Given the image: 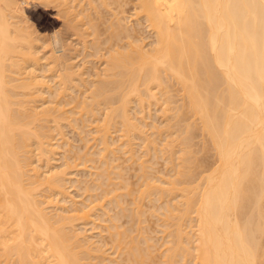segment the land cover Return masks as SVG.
I'll list each match as a JSON object with an SVG mask.
<instances>
[{"label": "bare ground", "instance_id": "1", "mask_svg": "<svg viewBox=\"0 0 264 264\" xmlns=\"http://www.w3.org/2000/svg\"><path fill=\"white\" fill-rule=\"evenodd\" d=\"M44 2L46 4H55L56 8L59 9L58 14H61L66 19L65 23L66 25L68 23L69 29H74L72 32L75 31L74 34L77 32V36L79 33L81 38L78 36V39H82V41L80 39L79 41L82 42V47L85 46V48L81 47L82 49L90 48L92 41H89V38L95 34L94 37H91L93 38L94 46V48L91 46L94 51L92 55L99 53L96 57L98 55L105 56L106 59L98 56L105 59V66L102 65V68H104L101 69L102 72L99 70L100 68L98 69L99 73H97V70L95 71L96 77L94 73L95 79L92 78L94 79L92 83L90 80L89 82L87 81L88 84L91 83L88 87V85L84 84L83 65L75 69L76 63L74 64V61L70 63L71 57L69 56V59L67 56V51H69L67 43H64L63 38L61 39L60 37L51 39L52 48L51 50L49 49L51 51V55H49L51 60H47L48 62L45 65L48 66V69L46 68L45 71L55 72L56 78H53L57 79V81L54 88L57 87V89H53L46 84L48 82L43 81V78L38 75L39 73L37 74V71L40 70L39 64H41L38 61L43 58L39 57L41 55H36L38 50H36L35 45L39 43L35 44L37 38L35 39L32 36L35 31L33 33L28 31L27 23L25 22L27 20L24 21L26 27L24 25L21 26V22L25 18L23 16L24 18L22 19L21 12L24 11L21 10L15 0H0V264H264V0H44ZM128 2L132 4L134 10L132 15L137 18L134 26H132L133 24H128L129 18L127 16L122 15V12H126L125 9L126 5L129 4ZM108 14L110 18L105 17ZM103 17L106 18L108 26ZM18 18L22 21L20 22ZM143 25H145V28ZM67 26L64 27L68 29ZM101 27L102 29L105 28L101 30ZM141 29H147L151 33V37H153L148 47H146L147 44H142L145 39H143V34L140 35L144 31ZM139 30L142 32L138 33ZM100 36L102 39H100ZM139 37H142V39ZM95 39L97 41L100 40L101 43L100 41L98 43ZM88 42H91L89 46ZM32 51H34L33 54ZM77 51L79 52L78 48L75 51L78 54ZM88 55H91V53H88ZM42 72H44V67ZM78 81L84 82L82 84L87 87L84 86L86 89L83 88L86 92L82 90V97L75 94L73 99L69 98L71 89L74 91V88H78V85H80L77 84ZM175 86H178V89H175ZM42 87L48 88L50 95L52 94L53 100L51 102L55 103L58 101V107L54 104V106L52 105L53 107L50 106L52 103L47 107L49 101L46 104L43 103V105H46L42 106L43 108H39L38 104L34 103L36 100L38 103L43 100L42 96L39 95L43 94L41 91L47 93V90L45 91V88L43 89ZM88 88H92L90 89L91 91ZM59 89L65 91H62L65 93L63 96H68L67 100L69 103L67 105V100H64L66 97L63 99L66 102L61 100L63 93L59 95L61 93ZM87 92H89V95L86 94ZM180 92L181 94H179ZM53 94L59 95V100ZM176 94L179 95L177 96ZM23 95L27 97L24 98ZM83 95L85 96L83 97ZM19 96L20 99L18 98ZM39 96H41L42 100ZM77 96H80L79 99L83 98L77 101H81V104L86 99L82 104L84 106L87 103V98L90 104V98L91 100L93 99L92 103H94L91 104L92 106L97 104L96 107L91 106L90 110V106L86 105L87 107L85 108L88 109L87 111L90 114L96 115L97 112L95 110L99 111L101 105L104 107V110H102L104 111L103 120H100L102 119L101 111L98 121L96 120L95 122L99 124L101 121V123L105 122L107 125L101 124L102 126L104 125L103 128L97 125L95 131L92 130L99 135L97 140L101 141V143L99 142L101 144L99 145L103 147L100 148L101 152L103 149L114 153L113 151L116 149L121 150L125 147V143L118 145L115 144L114 138L110 139L109 128H112L113 125H115V128L120 127L117 130L124 132V134L121 133L122 136L130 133V135L136 133L142 136L143 127L145 126L142 125V122L137 121L140 117L133 116L131 112L135 103L136 106L141 107V115L144 108H146V104L148 107H151L152 104L157 106L161 98L163 105L165 104L164 108L161 107V103L159 105L163 112L168 114L171 111L169 118H173L170 120L175 119V124L177 123L180 128L184 127L183 130L179 127L178 129L175 128L178 131L176 132L175 130L174 133H177V135L183 133V135L179 134L176 136V139L180 137L177 140L172 137L173 140L171 141V133L168 129L169 127L171 130V122V127L167 126V128L162 130H156L155 135H160L159 138L164 137V134L165 138L170 137L168 141L170 146L168 143L165 144L167 142L165 139H162V141L165 140L164 142L161 141L162 145L165 144V146L163 148L158 147L157 143L155 147L156 143L154 142L157 137L150 138L154 134L148 135L152 140L155 138L154 141L147 138L144 141L146 143L149 141L146 144V150H151V153H154V151L152 152V149H154L157 154L159 148L160 152H166V154L169 152L166 156H168L170 161L167 162H171V166L176 163L177 167H175L176 169L174 168L175 170L173 169L175 172H172L174 175L170 180L162 179V182L159 181L160 183L154 182L158 178L154 180L153 177L151 178V174L146 177V171L145 174L142 173L145 176L142 182H146L145 185H142V188L145 186V190L141 189L143 191L141 193L142 199L143 195H147L150 198L151 195L155 196V194H159L158 196L161 200H165L166 197L168 198L175 193V198L179 194L182 197H180L182 202L179 204L182 207L178 206L179 202H176L177 204L172 202L174 201L173 196L170 197L171 200H169L170 198L166 200L172 203L166 202L168 203V205L165 204L166 207L164 204L160 205L163 208L161 210L163 211L162 214L165 213L163 217L165 221H163H167L166 224L163 222L166 226L163 223L162 225L168 228L170 226V228H164L166 231L168 230L165 232V234L167 233L166 235L163 234L164 238H167L163 245L165 248L160 250V252L158 251V254H156L157 252L154 254L153 251L158 246L156 245L157 247L152 248L153 245L149 242L150 238L148 236H144V240V237L141 236L143 234L140 235L139 232L141 231L136 230L137 228L134 229L138 231V234L131 236L128 232H132L133 230L131 231L130 228L133 229V227L125 226L130 230L126 228L124 230V226L120 228L119 226L122 224L117 225L118 223L115 227V223L112 225L114 229L111 226L109 227L111 230L109 232V242L111 244L109 249L104 250L101 248L102 246H99L100 243L98 244L99 247L96 246L95 242L86 234L82 236L83 234L75 226V221L87 220L89 216H92V213H90L92 209L90 210L88 206H78V208L75 207L72 210L70 206L72 211L68 212L69 205L64 203L66 206L63 204V206H60L58 205L60 204L59 201H53L55 194L64 195L67 193L64 184L68 170L66 167L65 170L47 166L46 171H41L43 167L34 162L33 155L38 150L39 153L37 152V154L41 155L40 158L45 157L48 161L50 154L56 152L55 149L57 150V147L51 143L53 136L54 139L56 138L52 134L54 133L52 130L53 124L58 123L59 128V123L61 122L62 126L60 127L62 128L64 126L63 122H65L62 120L67 119L68 121L69 119L72 125L76 122L77 127L79 126L78 124L84 121L86 125V119H83L84 121L82 122L81 118H86L88 112L81 108L80 103L76 102ZM174 97L177 99H174ZM60 100L62 103H60ZM74 100L76 103L73 102ZM72 102L75 104L71 108L73 110L75 108V111L70 110V107H68L70 109H66ZM172 103L176 106L170 107ZM61 105L62 107H60ZM67 110L71 111V115L72 113L74 114V116L72 115L73 120H71L70 111L68 112ZM76 110H83L82 112L84 113L86 111V115L83 116L84 113L81 112L79 113L82 115L78 114ZM92 114L87 116V118H90ZM76 115L79 118L82 116L80 122ZM193 116L198 117V120ZM93 117L94 120L95 117L97 118V116ZM143 118L139 120L143 121ZM190 118H194V123L196 122L197 126L193 122L190 125ZM89 120L91 119H88L86 126L91 124L92 121L89 122ZM51 121L52 123H50ZM71 121L74 122L72 123ZM184 121L186 124L181 126L180 123L184 124ZM188 121H190V124L187 125ZM38 124L39 127L37 129ZM147 124L144 125L147 126ZM177 124L173 126L175 127ZM49 125H51V128ZM33 126L36 129H33ZM74 127L77 128L75 125ZM174 127L172 128L174 129ZM194 128L196 130L193 131ZM197 128H200L201 132L203 131V133L200 132L201 134L204 135L205 133L210 137L212 147H214L216 153V156H214L217 157L214 165L212 163V165L207 167L206 164L208 163L204 164L206 168H203L201 161L197 162L195 157L196 162L194 161V153L190 155L192 147H189L192 144L195 145L192 139H196L194 136L197 135L199 130ZM81 129L77 130L81 131ZM83 132L85 131L81 133L83 134ZM59 133L62 134L63 132L59 131ZM59 133L58 137H60ZM111 136H113L112 133ZM143 136L145 135L143 134ZM85 138L87 137L83 139ZM61 139L59 141L56 140V142L61 143ZM189 142L192 144L188 147ZM86 143L84 142L82 147L84 145L87 147ZM33 144L37 145L36 149H33ZM63 144L65 145V143ZM99 145L98 147L96 145V147L99 148ZM115 145L117 146L116 149L114 148ZM159 145L161 146V144ZM175 145L176 148L179 147L181 149L177 151L174 148ZM166 146L170 149L166 150ZM70 147H72L71 143ZM77 147L80 146L78 145ZM87 149L91 148L88 147ZM86 150L85 153L83 152L84 154L82 153L83 150L79 152V155L86 156L89 159L88 162L93 161L94 158L91 159L88 156L90 153L86 152ZM102 153L101 155H103ZM176 153L179 155L177 156ZM196 153L198 152L196 151ZM38 155L36 158H38ZM77 155L78 153L76 157H78ZM173 156L174 158L177 157L175 158L176 160L173 159ZM79 157V160L82 159V165L85 161L84 164L86 166L87 160H84L85 158L82 156ZM191 157L194 166L192 162H189ZM40 158L38 161L43 160ZM106 160L104 159V161ZM144 161H141L140 166L142 169L146 167V161ZM172 161L173 163L175 161V163L173 164ZM196 163L200 165L201 169L203 168L202 170L200 169L201 171L198 170L199 172L196 169L198 167ZM189 168L193 172L196 170L194 175H192L193 172L191 171V173ZM108 170L111 172L109 168ZM202 171L206 172V174L203 173V175L199 176ZM197 173L200 174L198 175ZM110 175L108 173L104 177ZM187 175H191L193 179L190 177L188 178L189 181L185 179L186 185V182L190 184L192 181L196 182V178L201 177L200 181L198 178L200 183L197 181L194 186L195 188L199 184V188L197 187L199 190L196 188V190L192 189L193 186L191 188L179 187L181 188L180 192L178 184L182 182L183 185V177L187 178ZM114 176L116 177L115 174ZM102 177L103 175H101V180ZM148 178L154 181H150ZM104 180L105 178L102 181ZM178 180L180 182H177ZM106 181L108 182V179ZM100 183L102 189L110 186L109 183L103 187V183ZM114 186H117V184ZM139 187L141 188V185ZM108 189L110 190V188ZM177 189L180 193H177ZM45 190L50 193L44 194ZM109 190H107V196L109 195ZM112 190L109 192L110 194ZM52 194H54L53 199H51ZM98 197L100 196L98 195ZM94 199H97V197ZM181 199L179 200L181 201ZM121 201L123 202V200ZM56 202L58 203L56 204ZM64 202L67 203V201ZM90 206L92 208L91 204ZM126 207L124 205V208L122 207L123 210ZM155 208L157 212L160 207ZM127 210L129 211V208ZM133 210L135 209L133 208ZM73 211L74 214H72ZM126 211L125 214H127ZM75 212L78 213L75 214ZM128 215L126 216L129 217ZM132 215L134 217L137 216L135 211ZM134 217H132L133 221ZM130 223L133 224V222ZM129 236H131L130 239ZM127 237L128 239L126 240ZM152 238L151 241H154ZM141 239L148 246H142ZM146 240L147 242L145 243ZM93 244L94 247L92 246ZM159 247L161 248L162 246ZM101 249H103L102 254L99 252ZM94 251H98L97 255H100H95L97 252L95 253Z\"/></svg>", "mask_w": 264, "mask_h": 264}, {"label": "rangeland", "instance_id": "2", "mask_svg": "<svg viewBox=\"0 0 264 264\" xmlns=\"http://www.w3.org/2000/svg\"><path fill=\"white\" fill-rule=\"evenodd\" d=\"M14 1V0H13ZM15 2L20 6V8H21V10H23L24 12H21L22 13V19L24 18V20L22 21L20 18H18V20L21 22V26H23L24 25V21L25 20H27V21H25L26 23H27V29H28V31H30V32H34L33 33V35L32 36H34V38L36 39L37 38V41H35V44L36 43H39L38 45L36 44L35 46V48H36V50H38L37 52L39 53H37L36 55H41V56H39V57H41V58H43V59H40L38 62L40 63L41 62V64H39V66H40V70H38L37 71V74L39 75V76H41V78H43V81H46V82H48V83H46L47 85H49V86H51L53 89H57V87H55L54 88V86H56L55 85V83H56V81H57V79H55L56 77H55V72H54V74H53V72L51 71H45L46 70V68L48 67L47 65H45L48 61L47 60H51V57L49 56V55H51V39H55L56 37H60L63 41H64V43H67L66 45H67V48L69 49V51L71 52V49H72V52L70 53L69 51H67V56H68V58L70 59V57H71V59L73 58V60H71L70 59V63H71V61L73 62L74 61V64L76 65V68L75 69H78V67L79 66H82V67H84V70H82L83 71V73H84V75H83V77L85 78V83L83 82V81H78L77 82V84H80V85H78V88H79V90H77L78 88L76 87V88H74L75 90L74 91H72L73 89H71V91H70V97L69 98H72L73 99V95H80L81 96V94L83 93L82 92V90H84L83 88H85L87 85H88V87L90 86V84L92 83V80H94L95 79V77H96V73H95V71L97 70V73H99L100 71H101V69H104V68H102L103 66L102 65H104L105 64V56L103 57L102 55L100 56V55H98V56H100V57H103V58H105V59H103V58H99L98 56L96 57V55L97 54H99V53H95L96 55H92V52L94 53V51L92 50V48H91V46L94 48V46H93V38H91V37H94L95 36V34H93V36L91 35V37L89 38V36H88V38H89V41H92V43L91 42H88V46H89V43H91L90 44V48L89 47H87L86 49H82V48H85V46L84 47H82L83 46V44H81L82 42H80V41H82V39H80L81 37L79 36V33H78V36L80 37L79 39H80V41H79V39H78V36L76 35L77 34V32H76V34H74V32H72L74 29H72V30H70L69 29V27L67 26L68 25V23H67V25H66V19L65 18H63L62 16H61V14H58L59 13V9L58 8H56V5L55 4H53V3H49V4H46V2H44V0H15ZM129 3V2H128ZM129 4H131V3H129ZM129 4H127L126 5V9H125V11L126 12H122L123 14V16H127L128 18V24H133L132 26H134V24H136L135 22L137 21L136 19V17H135V15H132V14H134L133 12H134V10H133V7H132V4H131V6H129ZM129 6V7H128ZM128 7V8H127ZM24 8V9H23ZM124 8H125V6H124ZM132 8V9H131ZM128 9V10H127ZM131 9V10H130ZM92 12V11H91ZM24 13V14H23ZM106 13V12H105ZM108 13V12H107ZM131 13V14H130ZM59 15V16H58ZM94 15V14H93ZM104 15V14H103ZM102 15V16H103ZM24 16V17H23ZM27 17V18H26ZM95 17V16H94ZM105 17H108V18H110V15L108 14L107 16L105 15ZM105 17H103L105 20H106V18ZM61 18V19H60ZM135 18V19H134ZM18 20H16V21H18ZM135 20V21H134ZM64 21V22H63ZM127 21V20H126ZM97 22V21H96ZM105 22V21H104ZM104 22H102L103 24H105ZM132 22H134V23H132ZM25 23V24H26ZM64 23V24H63ZM100 23H101V21H100ZM106 24H107V20H106ZM99 25V24H98ZM25 25H24V27H26ZM31 26V27H30ZM67 26L68 27V29H66L65 27ZM101 26V25H100ZM103 26H105V25H103ZM107 26H108V24H107ZM131 26V25H130ZM144 26V28H145V25H143ZM30 27V28H29ZM141 27V26H140ZM140 27H138V28H140ZM64 28H65V30H64ZM100 28V27H99ZM98 28V29H99ZM105 28V27H104ZM103 28V29H104ZM143 28V27H142ZM26 29V30H27ZM34 29V30H33ZM59 29V30H58ZM63 29V30H62ZM88 29H89V31L91 30L89 27H88ZM102 29V27H101V30H103ZM141 30H144V29H141ZM146 30V31H145ZM144 31H143V33H140V32H142V31H140L139 30V32L138 33H140V35L141 34H143L142 36H143V39H145L144 40V42L142 43L143 45H145V44H147V46L146 47H148V45H149V43L152 41V39H153V37H151V33L147 30V29H145ZM88 31V32H89ZM100 31V30H99ZM68 32H70V33H68ZM91 32V31H90ZM93 32V31H92ZM59 33V34H58ZM95 33H97V32H95ZM137 33V34H138ZM56 34V35H55ZM65 35V36H64ZM55 36V37H54ZM64 36V37H63ZM98 36V35H97ZM102 36V35H101ZM101 36H100V39H102L101 38ZM105 36V35H104ZM138 36H139V34H138ZM149 36V37H148ZM52 37V38H51ZM83 37V36H82ZM103 37V36H102ZM145 37V38H144ZM42 38V39H41ZM139 38H141L142 39V37H139ZM84 39V38H83ZM87 39V38H86ZM140 39V40H141ZM38 40H39V42H38ZM96 40V39H95ZM139 40V41H140ZM68 41V42H67ZM78 41V42H77ZM97 41V40H96ZM98 41H100V40H98ZM97 41V42H98ZM41 42V43H40ZM80 42V43H79ZM95 42V41H94ZM141 42H142V40H141ZM96 43V42H95ZM99 43V42H98ZM100 43H101V41H100ZM68 44H70V45H68ZM81 44V45H80ZM87 44V43H86ZM46 45V46H45ZM49 45V46H48ZM87 46V45H86ZM45 47V48H44ZM71 47V48H70ZM78 48L79 49V52H78V54L75 52L76 51V48ZM82 47V48H81ZM35 48H33L34 50H35ZM75 48V49H74ZM32 49V50H33ZM50 49V50H49ZM84 50V51H83ZM86 50V51H85ZM95 50V49H94ZM74 51V52H73ZM28 52H31V51H28ZM49 52V53H48ZM84 52V53H83ZM34 53V51H32V54ZM73 53V54H72ZM76 53V54H75ZM80 53V54H79ZM88 53H91V55H88ZM102 54V53H101ZM72 55V56H71ZM76 55V56H75ZM86 55H87V57H86ZM70 56V57H69ZM75 56V57H74ZM88 56H89V58H88ZM93 56V57H92ZM48 59H47V58ZM90 57H92V58H90ZM67 58V59H68ZM85 59H86V61H85ZM49 60V61H50ZM89 61H91V62H89ZM87 62V63H86ZM103 62V63H102ZM50 63V62H49ZM86 64V66L88 67H86L85 66V64ZM73 64V63H72ZM80 64V65H79ZM105 66V65H104ZM43 67H44V72H42L43 71ZM81 67V68H82ZM92 67V68H91ZM42 68V69H41ZM97 68V69H96ZM100 68V69H99ZM48 69V68H47ZM95 69V70H94ZM100 71H99V70ZM40 71V72H39ZM91 72L92 73V75H91V73H87V72ZM94 71V72H93ZM99 71V72H98ZM46 72V73H45ZM49 72V73H48ZM102 72V71H101ZM85 73H86V75H85ZM95 73V74H94ZM54 76H53V75ZM57 74V73H56ZM95 75V77H94V75ZM23 77H24V75H22ZM42 76H44V77H42ZM53 77H55V78H53ZM92 78H94V79H92ZM45 79V80H44ZM88 79V80H87ZM55 80V81H54ZM89 80L91 81V83L90 84H88L87 83V81L89 82ZM79 82H81V83H79ZM82 82L86 85H83L82 84ZM87 83V84H86ZM82 84V85H81ZM47 85H45V86H47ZM85 86V87H84ZM48 87V86H47ZM178 86H175V89L177 88ZM43 89L45 88V91L47 92V93H44V91H41V93H43V94H39V95H41L42 96V98H43V100H42V98H41V96H39L40 98H41V100L42 101H39V103H38V101L36 100V102H34L35 104H38L37 106H39V108H43L42 106H46L45 104L47 103V107L53 102H51V100H53L52 99V94L50 95V93H49V91H48V88H46V87H42ZM62 88V87H61ZM87 88V87H86ZM85 88V89H86ZM63 89V88H62ZM62 89H59V92H61V93H59V95L60 94H62L63 92H65V91H63ZM89 89V88H88ZM90 89H92V88H90ZM89 89V90H90ZM178 89V88H177ZM40 90H42V89H40ZM89 90H87V91H89ZM63 91V92H62ZM85 91V90H84ZM91 91V90H90ZM89 91V92H90ZM176 91H178V90H176ZM175 91V92H176ZM72 92V93H71ZM81 92V93H80ZM86 92V91H85ZM89 92H87L86 94L87 95H89ZM175 92H173V93H175ZM49 93V94H48ZM178 93V92H177ZM65 93H63L61 96H63ZM72 94V95H71ZM179 94H181V92L179 93ZM179 94H176L177 96L179 95ZM53 95H55V94H53ZM58 95V96H59ZM172 95H174V94H172ZM44 96V97H43ZM56 96V95H55ZM58 96H56L57 98H58ZM80 96L78 97L77 96V98L78 99H76V102L77 101H79V100H82V99H79L80 98ZM85 95H83V97H84ZM176 96V97H177ZM23 97L25 98V97H27V96H24L23 95ZM29 98H31L30 96H28ZM56 97H54L55 99H57ZM60 97V96H59ZM66 97V99H64ZM75 98H76V96H74ZM82 97V96H81ZM176 97H174V99L176 98ZM19 99H20V96L18 97ZM22 98V97H21ZM67 98H68V96L66 95V96H63V98L61 99V100H67ZM178 98V97H177ZM176 98V99H177ZM44 100H46L45 102H44ZM57 100H59V98L57 99ZM60 100V101H61ZM63 100V102H66V101H64ZM86 99H84V101H85ZM89 99L87 98V103L89 102L88 101ZM55 101V100H54ZM72 101V100H71ZM70 101V102H71ZM84 101L82 102V104L84 103ZM90 101H91V104H93L92 103V101H93V99L91 100V98H90ZM73 102H75V100L73 101ZM72 102V103H73ZM75 102V103H76ZM41 103V104H40ZM43 103H45L44 105H43ZM55 103H57V104H55ZM55 103H52L50 106H52L53 104L54 105H56L57 107L59 106L58 105V101H56ZM60 103H62V101L60 102ZM69 103V101L67 100V102H66V105ZM72 103H70V104H72ZM75 103H73L72 105H70L69 104V106H67L66 107V105H65V107H66V109H70ZM78 104L80 103L81 104V101L80 102H77ZM86 103V102H85ZM86 103V105H88V107H89V110L92 108V107H96V102H95V104L96 105H94V106H92L90 103H88L87 104ZM160 103H161V107L162 108H164L165 106V104L163 105V100L160 98ZM160 103H159V105H160ZM179 103H180V101H179ZM65 104V103H64ZM81 104V108L83 109L84 108V110H88V109H86L85 107H87L86 105L84 106V105H82ZM90 104V105H89ZM176 104V103H175ZM41 105V106H40ZM53 105V106H54ZM155 105V104H154ZM159 105H157V106H153V104H152V106H153V108H152V106L151 107H148V105L146 104V108H144V111H145V113H144V111H143V113H141V115H140V108L141 107H139V106H136V103L133 105V108H132V110H134V111H132L131 110V112H132V114H133V116H135V117H140L139 119H141V118H143L142 120L143 121H141V120H137L138 122H142V125L143 126H145V127H143V134L145 135V136H143V134H142V136L141 135H139V134H132V135H127L126 134V136H122V134L121 133H123L124 134V132L122 131H118L117 130V128L119 127L118 125V127L117 128H115L114 126L115 125H113L112 126V128H109L110 130V134H109V136L111 137L110 139H112V138H114V140L116 141V143L115 144H122V143H125V147H123V149H121V150H117L116 148H117V146L115 145L114 146V148L116 149H114L115 151H113L114 153H112L110 150H108L109 152H111V153H109L108 151H105V150H103L102 149V152H101V149L100 148H103L102 146H100L101 144V141L100 140H97L98 138H97V136H99L97 133H95L94 131H95V128L97 127V125L98 126H102L101 124H105V122H102L101 123V121L103 120V117H102V115L104 114V111H102V110H104V107H103V105H101L100 107L101 108H103V109H101L100 107H99V111H97V109L95 110L96 112H97V114L96 115H93L92 113V116L89 118H87V116H90L91 114L89 113H87V115H86V111H85V113L84 112H82V111H79V110H76V112H78V114H81V113H84V115L83 116H85L86 115V118L84 117V118H81L82 120V122L86 119V125H87V121H88V119H91V120H89V122L90 121H94L93 123L91 122V124H88V126H86L85 125V121L83 122V123H80V124H78L79 126L77 127V123L75 124H71L70 123V120L68 119V121H67V119L66 120H62V121H65V122H63V127H66V128H64L63 129V127L61 128L60 126H62V123L60 124L59 123V128H60V130H59V128H58V123L56 124L55 122H53V123H55V124H53V126H52V130H53V132L54 133H52L53 135H55V139H54V136H53V141L51 142V143H53L54 144V146H56L57 147V150L55 149V151L56 152H54V153H51L50 154V159H49V157H48V161H50V162H48L46 159H45V157H43V158H40L41 157V155H38L37 154V152L39 153V151L37 150V151H35V155H33V157H34V162H37L38 164H40V165H42V167H43V169H41V171H46L45 169H47L48 167H54V168H57V169H65V167H66V169L68 170L67 172V174H66V180H65V184H64V188H65V191L68 193H66V194H64V195H59V194H55V199H53L54 198V194H52L53 196H51L52 198L51 199H53V201H59V203L60 204H58V205H60V206H63V205H69V211L68 212H71L72 210H73V208L75 209V207H77L78 208V206L79 207H83V206H88L89 207V209L91 210V212L90 213H92L91 215L92 216H89V218H87V220H82V221H75V226H76V229L78 230V231H80L83 235L82 236H85V234H86V236H88L90 239H92V241H94L95 243V245L96 246H98V244L100 243V247L101 248H103L104 250L106 249H109V247L111 246V244H110V242H109V238H110V233L109 232H111V230L109 229V227L111 226V227H113L112 225L115 223V225H114V227L116 226V224L117 225H120V224H122V225H120L119 227L120 228H122L123 226V228H124V230H125V228L127 229V227H125V226H131V227H133V229L132 228H130L131 229V231L133 232V234H132V232H128V234L130 235L131 234V236L132 235H134V234H138V231H135V229L136 230H140L141 232H139V234L141 235V234H143V235H141V236H148V238H150L149 240V242L151 243V245H153L152 246V248H154V247H157L156 249H157V251H156V249H154L153 251H154V254H155V252H157L156 254H158L159 252H160V250H163V248H165V247H163V245L165 244V242L164 241H166V237L164 238V235H166L165 234V232H167L165 229H167L168 227H163V225H164V223L166 224V222H164L165 220H164V215H165V213H163L162 214V212L163 211H161V210H163V208H161V206L164 204V206L166 207V205L165 204H167L168 205V203H166V202H168L169 200H171V198L170 197H174V201H172V202H174V203H178V206H179V204H180V202H182V197L180 196V194H179V196L177 197L176 196V198H175V196L174 195H176V193L173 195V194H171L172 196H170V197H164L165 198V200L164 199H159V194L158 195H156L155 194V196H150V198H148L147 197V195H143V199H142V190H145V186H143V188H142V185H145V181H143L144 182V184H143V182H142V180H144V178H145V176H143V174L142 173H144L145 174V171L147 172L146 173V177H147V175L148 176H150V174H151V178L153 177L154 178V180L156 179V178H158V180L156 179L155 181L153 180V179H150V178H148L150 181L151 180H153L154 182H156V183H158L159 181H161L162 182V179L163 180H170L171 179V177H173V173L175 172L174 170L176 169L175 167H177V164L175 163V161H174V163H173V161H172V163L174 164V166H171V162H167V161H170L169 159H168V156H166V155H168V153L166 154V152L165 153H163V152H160V148H159V150H157L158 152H157V154H156V150H154V149H152V152L154 151V153H151L150 151L151 150H146L147 148V145L146 144H148L149 143V141H148V143H146V142H144V141H146L147 139L148 140H151V141H154L155 140V138H156V140H155V142L154 143H156V145H155V147L157 146V143H158V147H161V148H163V146H165V144H167L168 143V145L170 146V144H169V138L171 137V139H170V141L171 140H173V139H176L175 137L176 136H178L179 134L180 135H183V133L181 134V133H179L178 135H177V133H174L175 132V130H176V132L178 131L177 129H178V127L180 128V126H178V124H177V126H173V125H176L175 124V121L174 120H170V119H172V118H169L170 117V115H171V111L170 112H168V114L167 113H164L163 112V109H161V107L159 106ZM173 105V106H172ZM52 106V107H53ZM64 106V105H63ZM77 106H79V105H77ZM76 106V107H77ZM83 106V107H82ZM92 106V107H91ZM174 106H176V105H174L173 103L170 105V107H174ZM60 107H62V105L60 106ZM68 107H70V108H68ZM137 107V108H136ZM38 108V109H39ZM77 108H79V107H77ZM80 108V109H81ZM98 108V107H97ZM135 108V109H134ZM66 109H64V110H66ZM138 109V110H137ZM143 109V108H142ZM148 109V110H147ZM153 109V110H152ZM40 110V109H39ZM70 110H73V108H71ZM70 110H67L68 112L70 111ZM148 111V113H147V111ZM149 110H151V111H149ZM73 111H75V108H74V110ZM101 111H102V113H101ZM106 111H107V109H106ZM162 111V112H161ZM67 112V113H68ZM79 112H81V113H79ZM91 112V111H90ZM96 112H93V113H96ZM134 112H135V114H134ZM137 112V113H136ZM173 112V111H172ZM100 113H101V117H102V119H100L101 121H100V123L98 124V122L96 123L95 121L98 119V117L100 116ZM164 113V114H163ZM77 114V115H78ZM145 115V116H143V115ZM170 114V115H169ZM68 116H69V113L67 114ZM72 115L74 116V114L72 113ZM72 115H71V111H70V116H71V120H73L72 118ZM76 115V118H78L79 120V122H80V118L78 117ZM82 115V114H81ZM167 117H166V116ZM80 116V115H79ZM93 116H97V118L95 117V120H94V117ZM148 116V117H147ZM92 117H93V120H92ZM193 117H195V116H193ZM146 118V119H145ZM187 118V117H186ZM84 119V120H83ZM168 121H167V120ZM195 119H197L198 120V117L196 118L195 117ZM145 120V121H144ZM147 120V121H146ZM187 120V119H186ZM190 121H188V123H187V125L188 124H190V125H192V122L194 123V118H190L189 119ZM98 121V120H97ZM72 123L74 122V121H71ZM149 123V124H147V123ZM172 123V127H174V129L171 127V123ZM187 122V121H186ZM190 122V123H189ZM49 123V122H48ZM50 123H52V121L50 122ZM68 123V124H67ZM69 123H70V125L71 126H73L72 127V129H71V126L69 125ZM169 123V124H168ZM196 123V122H195ZM194 123V125L195 126H197L196 124ZM34 124V123H33ZM32 124V125H33ZM93 124V125H92ZM144 124H147V126L146 125H144ZM154 124V125H153ZM156 124V125H155ZM186 123H185V121H184V124H182V123H180V125L181 126H184ZM31 125V126H32ZM52 125V124H51ZM51 125H49L50 126V128H51ZM55 125H56V127H55ZM68 125V126H67ZM74 125L77 127V128H75L74 127ZM82 125V126H81ZM85 127H84V126ZM105 125H107V124H105ZM152 125H153V127H152ZM34 126L36 127V125L34 124ZM33 126V129H36L35 127ZM158 126V127H157ZM167 126H170L171 127V130H170V128L168 127V129H169V132L171 133V136L170 137H167V138H165L166 136H165V134H164V137H162V138H159V136L160 135H158V134H156L155 135V133L158 131L157 129H160V130H162V129H164V128H167ZM38 127H39V124L37 125V129H38ZM68 127V128H67ZM70 127V128H69ZM83 127V128H82ZM91 127H93V128H91ZM104 127V125L101 127V128H103ZM106 127V126H105ZM147 127V128H146ZM156 127V128H155ZM193 127V126H192ZM55 129V131H56V133H55V131H54V129ZM76 130H75V129ZM81 129V131L80 130H77V129ZM120 128V127H119ZM153 128V129H152ZM175 128H177V129H175ZM183 128L184 127H182V128H180L181 130H183ZM196 128V127H195ZM193 129V131L194 130H196V129ZM84 129V130H83ZM87 129V130H86ZM115 129V130H114ZM179 129V131L180 132H182L181 130ZM197 129H199L198 130V132H197V135L196 136H194L196 139H192L193 138V136H191L192 138H190V139H192V141L194 142V144L195 145H193L191 142H189V144H188V147L192 144V146H190L189 148H191L192 149V151L191 150H189V151H191V153H190V155H193V153H194V155H193V158L195 157L196 158V160H197V162L199 161H201V163L203 164H201L202 166H204V164H206V163H208V164H206L207 165V167L208 166H210V165H212V163H213V165L215 164V161H216V158L217 157H215L216 156V153H215V149H214V147H212L213 145H212V143H211V139H210V137L207 135V134H205L204 133V135L203 134H201V133H203V131L201 132L200 131V128H197ZM92 130H94V131H92ZM144 130H145V132H144ZM157 130V131H156ZM186 130V129H185ZM192 130V129H191ZM50 131H51V129H50ZM59 131L60 132H63L62 134L61 133H59ZM75 131H77V132H75ZM80 131V132H79ZM82 131H85V132H83V134L81 133ZM153 131H154V133H153ZM193 131H192V133H193ZM52 132V131H51ZM172 132H173V135H175V136H173L172 135ZM183 132H185V131H183ZM191 132V131H190ZM201 132V133H200ZM58 133L60 134L59 136L60 137H58ZM85 133V134H84ZM111 133H112V135L113 136H111ZM147 133V134H146ZM199 133V134H198ZM81 134V135H80ZM95 134V135H94ZM154 134V136H150V135H153ZM185 134V133H184ZM194 134V133H193ZM61 135H63V136H61ZM64 135H65V137H64ZM87 135V136H86ZM120 135H121V137H120ZM150 136V138H152V137H155V138H153L154 140H152V139H150L149 138V136ZM82 136V137H81ZM94 136V137H93ZM96 136V137H95ZM134 136V137H133ZM140 136V137H139ZM148 136V137H147ZM161 136H163V135H161ZM84 137H87V138H85V139H83ZM119 137H120V139H119ZM172 137H173V139H172ZM61 139V143H59L58 141ZM64 138H65V141H64ZM90 138H91V140H90ZM96 138V139H95ZM143 138H144V140H143ZM147 138V139H146ZM178 138H180V137H178ZM177 138V139H178ZM83 139V140H82ZM89 139V140H88ZM94 139V140H93ZM118 139V140H117ZM127 139V140H126ZM141 139V140H140ZM146 139V140H145ZM162 139H165L167 142L164 144V145H162L163 143L162 142H164L165 140H163L162 141ZM176 139V140H177ZM56 140H58L57 142H56ZM70 140V141H69ZM85 140V141H84ZM88 140V141H87ZM97 140V141H96ZM130 140V141H129ZM62 141H64V142H62ZM66 141H68V142H66ZM86 141H87V143H86ZM133 143H132V142ZM157 141V142H156ZM162 141V142H161ZM71 143V145H72V147H70V143ZM84 142L87 144V147H86V145H84V147H82L83 146V144H84ZM88 142H89V144H88ZM96 142V143H95ZM100 142V143H99ZM129 142V143H128ZM197 142V143H196ZM58 143H59V146H58ZM63 143H65V145L63 144ZM67 143V144H66ZM144 143V144H143ZM60 144H62L61 146H60ZM82 144V145H81ZM100 144V145H99ZM128 144V145H127ZM131 144V145H130ZM159 144H161V146L159 145ZM197 144V145H196ZM73 145H76V146H73ZM80 146V147H77V146ZM96 145H97V147H98V145H99V148H97L96 147ZM178 145V144H177ZM33 147V149H36V144H33L32 145ZM104 146V145H103ZM127 146V147H126ZM178 146H180V145H178ZM195 146V147H194ZM59 147H61V148H59ZM66 147V149H64ZM70 147V148H69ZM76 147V148H75ZM91 148V149H87V148ZM129 147H130V149H129ZM167 147V146H166ZM182 147V146H181ZM59 148V149H58ZM80 148H82V149H80ZM84 148V149H83ZM126 148V149H125ZM142 148V149H141ZM145 148V149H144ZM165 148V147H164ZM175 149H177V151L178 150H180L179 149V147H177L176 148V145H175V147H174ZM188 148V149H189ZM71 149V150H70ZM74 149V150H73ZM87 149V150H86ZM95 149V150H94ZM134 149H136V150H134ZM157 149V148H156ZM168 149H170V148H166V150H168ZM174 149V150H175ZM196 149V150H195ZM212 149V150H211ZM65 150H67V151H65ZM83 150V151H82ZM85 150H86V152H88V153H90V155L88 154V156L91 158V159H93L94 158V160L93 161H89L88 162V160L89 159H87L86 158V156L84 157L83 155H79L80 153L79 152H81L82 151V153L84 152L85 153ZM92 150V151H91ZM94 150V151H93ZM98 152H97V151ZM99 150H100V152H99ZM126 150H128V151H126ZM130 150V151H129ZM132 150H133V155H132ZM162 150V149H161ZM96 151V152H95ZM126 151V152H125ZM196 151L198 152V153H196ZM125 152V153H124ZM148 152V153H147ZM213 152H214V154H213ZM78 153V157H76V154ZM83 153V154H84ZM98 153V154H97ZM100 153V154H99ZM101 153L103 154V155H101ZM136 153V154H135ZM146 153V154H145ZM178 153V152H177ZM177 153H176V155H177ZM95 154V155H94ZM104 154H109V155H105L104 156ZM113 154H115V155H113ZM131 154V155H130ZM164 154V155H163ZM37 155H38V158H36L37 157ZM86 155V154H85ZM94 155V156H93ZM99 155H101V156H99ZM111 155H113V156H111ZM148 155V156H147ZM154 155V156H153ZM175 155V156H176ZM179 155V154H178ZM177 155V156H178ZM215 155V156H214ZM79 156H82V157H84L83 159L84 160H87V163H86V166H85V161L83 162V165H82V163H81V160L82 159H80L79 160ZM87 156V157H88ZM118 156V157H117ZM132 156V157H131ZM156 156V157H155ZM197 156V157H196ZM201 158H200V157ZM204 156V157H203ZM211 156V157H210ZM52 157V158H51ZM67 157V158H66ZM78 158V159H76V158ZM88 157V158H89ZM105 157V158H104ZM164 157V158H163ZM167 157V158H166ZM214 157V158H213ZM39 158L40 159H43L42 161H38L39 160ZM117 158V159H116ZM175 158H177V157H175ZM174 158V156H173V159H175ZM195 158H194V161H195ZM68 159V160H67ZM90 159V160H91ZM102 159H103V161H104V159L107 161V163H106V161H102ZM111 159V160H110ZM132 161H131V160ZM143 159V160H142ZM147 159V160H146ZM148 159H149V161H148ZM166 159V160H165ZM200 159V160H199ZM213 159V160H212ZM102 162H101V161ZM115 160V161H114ZM146 162H145V161ZM176 160V159H175ZM211 160H212V162H211ZM112 161V162H111ZM141 161L143 162H145V165H146V167L144 168L143 167V169L141 168ZM208 161V162H207ZM70 162V163H69ZM100 162H101V164H100ZM108 162H111V163H108ZM148 162V163H147ZM190 163L192 162V157H191V161H189ZM196 162V161H195ZM204 162V163H203ZM37 163H34V164H37ZM69 165H73V166H68L67 164ZM80 163V164H79ZM119 163V164H118ZM140 163V164H139ZM151 165H150V164ZM167 163V164H166ZM189 163V164H190ZM211 163V164H210ZM108 164V165H107ZM148 164H149V166H148ZM172 164V165H173ZM187 164V163H186ZM185 164V165H186ZM195 164V163H194ZM62 165V166H61ZM77 165V166H76ZM92 165H94L93 167H92ZM110 165V166H109ZM176 165V166H175ZM191 165V164H190ZM190 165H188V166H190ZM192 165H193V162H192ZM191 165V166H192ZM198 165V167L196 168V166ZM206 165L203 167V168H206ZM48 166V167H47ZM64 166V167H63ZM75 166V167H74ZM96 166V167H95ZM104 166H105V168H104ZM107 166H109V167H107ZM114 166V167H113ZM123 168H122V167ZM188 166H186V167H188ZM194 166V165H193ZM196 166H195V168L197 169V171L199 170V171H201L202 169H201V167H199L200 165L198 164V163H196ZM41 167V168H42ZM98 167V168H97ZM101 167H102V170H101ZM111 167H113V168H111ZM119 167V168H118ZM151 167V168H150ZM171 167V168H170ZM70 168V169H69ZM105 169V172H104V169ZM108 168L111 170V172L108 170ZM146 168H148V169H146ZM153 168V169H152ZM175 168V169H174ZM192 168V167H191ZM65 169V170H66ZM122 169V170H121ZM124 169V170H123ZM145 169V170H144ZM149 169H151V170H149ZM174 169V170H173ZM188 169V168H187ZM193 169V168H192ZM201 169V170H200ZM64 170V171H65ZM107 170V171H106ZM120 170V171H119ZM189 170H190V168H189ZM100 171H102V172H100ZM114 171H116V172H114ZM119 171V172H118ZM152 171V172H151ZM186 171H188V170H186ZM192 170H190V172H191ZM195 171L196 170H194V172H193V174L192 175H194L195 174ZM198 171V172H199ZM92 172V173H91ZM173 172V173H172ZM191 172V173H192ZM91 173V174H90ZM95 173V174H94ZM100 174L99 176H98V174ZM105 173V174H104ZM108 173H109V175L111 176H108V177H104V175L105 176H107L108 175ZM117 173H118V176H117ZM203 171H202V173L199 175L198 173V175L199 176H201V175H203ZM114 174L116 175V177L118 178H116L115 176H114ZM124 174V175H123ZM190 174V173H189ZM204 174H206V172L204 173ZM95 175H96V177H95ZM101 175H103V177H102V180L105 178V182L104 181H102L100 178H101ZM121 175H122V177H121ZM172 175V176H171ZM167 176V177H166ZM170 178H169V177ZM188 176V177H187ZM186 177L187 178H185V177H181L182 179H183V185H182V182L181 183H179L178 185V188L179 187H181V188H183V187H186V188H188V187H192L193 186V188L192 189H198L199 188V184H198V188L197 187H195L194 188V186L197 184V181H198V178H199V181H200V178L201 177H198V178H196V179H194V180H196V182L194 181H192V182H190V184L188 183V182H186L187 183V185L185 184V182H184V180L186 179V181L188 180L189 181V177L190 178H192L191 177V175L189 176V175H187ZM113 177H114V179H113ZM124 177H125V179H124ZM139 177V178H138ZM96 178V179H95ZM99 180H98V179ZM109 178H112V179H109ZM121 178V179H120ZM108 179V182L106 181ZM193 179V178H192ZM98 180V181H97ZM101 180V181H100ZM123 180V181H122ZM146 180V179H145ZM140 181H141V183H140ZM182 181V180H181ZM190 181H191V179H190ZM198 181V183H200ZM92 184H91V183ZM100 182H104L103 183V187L104 186H106L107 184H109L110 183V186L108 187V186H106V187H108V188H110V190L108 189V188H106V187H104V189H102V185H101V183ZM115 182V184H117V186H114L115 184H113ZM177 182H180L179 180L177 181ZM100 183V184H99ZM106 183V184H105ZM112 183V184H111ZM131 183V184H130ZM139 183V184H138ZM160 183V182H159ZM88 184H90V185H88ZM105 184V185H104ZM130 184V185H129ZM182 186H181V185ZM93 185V186H92ZM126 185V186H125ZM139 185H141V188L139 187ZM88 186V187H87ZM94 188H92V187ZM86 187V188H85ZM98 187V188H97ZM111 187H113V188H111ZM131 187V188H130ZM92 188V189H91ZM133 188V190L131 191V189ZM181 188H179L180 189V192H181ZM86 189H87V191H86ZM91 189V190H90ZM102 191H101V190ZM109 190V192H111V190H112V193L110 194L109 192H108V196H107V190ZM128 189H130L129 191H128ZM136 189V190H135ZM139 189H140V191H139ZM142 189V190H141ZM195 189V190H196ZM85 190V191H84ZM88 190H90V191H88ZM93 190H99L98 192L97 191H93ZM103 190H104V192H103ZM199 190V189H198ZM46 192L44 193V191H42V193H44V194H49L50 192L48 191V190H45ZM114 191V192H113ZM127 191V192H126ZM131 191V193H129ZM139 193H138V192ZM48 192V193H47ZM101 192H102V194H101ZM179 192V190L177 189V193H180ZM90 193H92V194H90ZM104 193H105V195H104ZM125 195H124V194ZM120 194V195H119ZM129 194V195H128ZM56 195H58L57 197H56ZM66 195V196H65ZM98 195L100 196V197H98ZM167 195V194H166ZM63 197V198H61V197ZM92 196H94V197H92ZM114 196V197H113ZM117 196V197H116ZM122 196V197H121ZM139 196V197H138ZM157 196H158V198H157ZM168 196V195H167ZM59 197V198H58ZM90 197V198H89ZM97 197V199H94V198H96ZM113 197V198H112ZM138 197V199H136ZM154 197H156V198H154ZM163 197V196H162ZM181 197V198H180ZM93 198V199H92ZM118 198V199H117ZM134 198H135V200L137 201V203H136V201L134 202ZM153 198V199H152ZM161 198V197H160ZM170 198V199H169ZM181 199V201L179 200V199ZM57 199V200H56ZM72 199V200H71ZM113 201H112V200ZM115 199V200H114ZM142 199V200H141ZM147 199V200H146ZM152 201H151V200ZM167 199H169L168 201H166ZM70 200V201H69ZM97 200V201H96ZM118 200V201H117ZM119 200H120V202H119ZM121 200H123V202L121 201ZM155 200V201H154ZM178 200V201H177ZM64 201H67V203L66 202H64ZM72 201V202H71ZM77 201V202H76ZM112 201V202H111ZM139 201V202H138ZM142 201V202H141ZM157 201V202H156ZM160 201H162V202H164V203H160ZM170 202V201H169ZM172 202H170V203H172ZM58 202H56V204H57ZM65 203V204H64ZM72 203V204H71ZM75 203V205H73ZM88 203H89V205H88ZM120 203V204H119ZM122 203H124V204H122ZM141 203V204H140ZM176 203V204H177ZM63 204V205H62ZM71 204V205H70ZM81 204V205H80ZM83 204V205H82ZM86 204V205H85ZM90 204L92 205V208H91V206H90ZM94 204V205H93ZM116 204V205H115ZM157 204V205H156ZM65 205V206H66ZM124 205L125 206H127L128 208H129V211L131 212H129L128 210L126 211V209H128L127 207L125 208V210H123V208H124ZM161 205V206H160ZM70 206H71V209H70ZM158 206L160 207V208H158ZM123 207V208H122ZM155 207H157L158 209H157V212H156V208ZM179 207H182L181 205L179 206ZM61 208V207H60ZM59 208V210H61ZM133 208L135 209V210H133ZM51 209V208H50ZM50 209H49V211H50ZM153 209V210H152ZM160 209V210H159ZM71 210V211H70ZM159 210V211H158ZM125 211H126V213L127 214H125ZM134 211H135V215H137V216H135L134 217V215H132V213H134ZM141 211V212H140ZM152 211V212H151ZM120 212V213H119ZM142 213L141 215H140V213ZM159 213V214H156V213ZM76 213H78V212H75V214ZM124 213V214H123ZM130 213V214H129ZM152 213V214H151ZM72 214H74V211L72 212ZM81 214V213H80ZM122 216H121V215ZM129 214V215H128ZM116 215V216H115ZM118 215V216H117ZM126 215H128L129 217H127ZM113 218H112V217ZM134 217V221L132 220L133 218L132 217ZM161 216V217H160ZM122 217H123V219H122ZM137 217H139V218H137ZM159 217V218H158ZM119 218V219H118ZM125 218V219H124ZM140 218H142V219H140ZM112 219V220H111ZM118 219V220H117ZM131 219V220H130ZM138 219V220H137ZM158 220H160V221H158ZM164 220V221H163ZM174 220V219H173ZM172 220V221H173ZM127 221H129V222H127ZM130 222H133V224H131ZM139 222H141L140 224H139ZM164 222V223H163ZM128 223V224H127ZM136 223V224H135ZM162 223H163V225H162ZM173 223V222H172ZM74 224V223H73ZM124 224V225H123ZM138 224V225H137ZM161 224V226H159ZM169 224H171V223H169ZM132 225H134V226H132ZM136 226V227H135ZM142 226H144L143 228H142ZM164 226H166V225H164ZM114 227L112 228V229H114ZM118 227V226H117ZM119 228V230L121 231V229ZM135 228V229H134ZM145 228H146V230H145ZM148 228V229H147ZM165 228V229H164ZM169 228H170V226H169ZM168 228V229H169ZM108 229V230H107ZM129 229V228H128ZM127 229V230H128ZM129 229V230H130ZM150 229V230H149ZM162 229H164V231H162ZM85 230V231H84ZM116 230V229H115ZM142 230H143V233H142ZM145 230V231H144ZM161 230V231H160ZM112 232H114V231H112ZM144 232H146V233H144ZM164 234V235H163ZM109 236V237H108ZM131 236H129V239H130V237ZM136 236V235H135ZM138 236V235H137ZM149 236H151V237H153L152 238V240H154V241H151V237H149ZM93 237V238H92ZM139 237V236H138ZM145 237H144V240H145ZM140 238H142V237H140ZM162 238H164L163 240H162ZM128 239V237L126 238V240ZM138 240V239H137ZM111 241V240H110ZM129 241V240H128ZM139 241V240H138ZM141 241H142V246L144 245V247H145V245L146 244H144L143 243V240L141 239ZM140 241V242H141ZM160 241V242H159ZM98 242V243H97ZM104 242V243H103ZM147 242V240L145 241V243ZM148 242V243H149ZM152 242H154V243H156L155 245H154V243L152 244ZM102 243V244H101ZM159 243V244H158ZM161 243H163L162 245H161ZM94 244L92 245L93 247H94ZM140 244V245H141ZM150 245V244H149ZM157 245V246H156ZM98 246V247H99ZM146 246H148V245H146ZM159 246H162L161 248L159 247ZM152 248H151V250H152ZM158 248H160V249H158ZM103 249H101V251H99L100 252V254H102L101 252H102V250ZM159 251V252H158ZM96 254L95 255H97L99 252L98 251H94ZM99 254V255H100ZM99 255H97V256H99ZM96 259H98V258H96ZM99 260V259H98ZM93 261V260H92ZM94 262V261H93Z\"/></svg>", "mask_w": 264, "mask_h": 264}]
</instances>
